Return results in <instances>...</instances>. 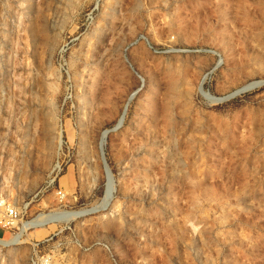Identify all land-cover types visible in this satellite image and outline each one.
<instances>
[{"label":"rangeland","instance_id":"374dc122","mask_svg":"<svg viewBox=\"0 0 264 264\" xmlns=\"http://www.w3.org/2000/svg\"><path fill=\"white\" fill-rule=\"evenodd\" d=\"M0 203V264H264V0H0Z\"/></svg>","mask_w":264,"mask_h":264},{"label":"bare ground","instance_id":"6f19581e","mask_svg":"<svg viewBox=\"0 0 264 264\" xmlns=\"http://www.w3.org/2000/svg\"><path fill=\"white\" fill-rule=\"evenodd\" d=\"M121 121H122V119L120 120V122ZM108 132H109V130H108ZM105 134L106 133L104 132L103 137L105 136ZM101 144H102V142L100 143V145ZM85 212L86 211L56 210V211H51L49 213H40L35 218L23 223L22 227L26 229V228H33V227H37V226H45L51 222H65V221L75 219L76 217H81ZM22 241H23V239L21 238V235H19V234L13 235L8 240H1L2 244H6V245L20 244Z\"/></svg>","mask_w":264,"mask_h":264},{"label":"water","instance_id":"95a60500","mask_svg":"<svg viewBox=\"0 0 264 264\" xmlns=\"http://www.w3.org/2000/svg\"><path fill=\"white\" fill-rule=\"evenodd\" d=\"M141 80H142V82L144 81L142 78H141ZM257 85V84H256ZM255 84H253V85H250V86H248V87H245V88H243L242 90H239V91H237L234 95H236V94H238V93H240V92H242V91H244V90H247V89H250V88H252V87H255L256 86ZM135 95V94H134ZM133 95V96H134ZM233 95V96H234ZM133 96H132V98H133ZM220 100H222L221 98H219L217 101H220ZM126 110H127V106H126V108H125V112H124V114H123V118H124V116H125V114H126ZM123 125V123H121L120 125H118L117 127H115L112 131H116L117 129H119L121 126ZM110 132V131H109ZM100 150H101V156H102V159H103V162H104V167H105V170H106V173H107V176H109V177H112V171H111V169L109 168V166H108V163H107V161H106V157H105V152H104V145H100Z\"/></svg>","mask_w":264,"mask_h":264},{"label":"built area","instance_id":"2783aa9c","mask_svg":"<svg viewBox=\"0 0 264 264\" xmlns=\"http://www.w3.org/2000/svg\"><path fill=\"white\" fill-rule=\"evenodd\" d=\"M3 207L4 208L6 207V215L10 219L8 221V224H12V222L14 223L15 219H17L18 217V212L16 211V209L14 207H9V206H6L0 203V208H3Z\"/></svg>","mask_w":264,"mask_h":264}]
</instances>
